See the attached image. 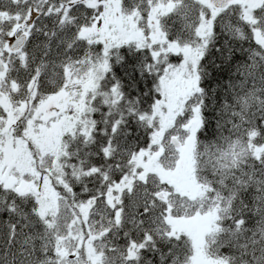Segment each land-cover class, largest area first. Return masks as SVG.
Returning <instances> with one entry per match:
<instances>
[{
	"label": "snow or ice",
	"instance_id": "snow-or-ice-1",
	"mask_svg": "<svg viewBox=\"0 0 264 264\" xmlns=\"http://www.w3.org/2000/svg\"><path fill=\"white\" fill-rule=\"evenodd\" d=\"M0 264H264V0H0Z\"/></svg>",
	"mask_w": 264,
	"mask_h": 264
}]
</instances>
